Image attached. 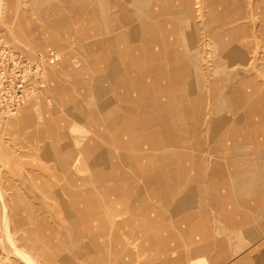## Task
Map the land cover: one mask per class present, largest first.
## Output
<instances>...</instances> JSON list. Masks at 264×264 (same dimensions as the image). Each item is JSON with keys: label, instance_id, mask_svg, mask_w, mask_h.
I'll list each match as a JSON object with an SVG mask.
<instances>
[{"label": "rangeland", "instance_id": "1", "mask_svg": "<svg viewBox=\"0 0 264 264\" xmlns=\"http://www.w3.org/2000/svg\"><path fill=\"white\" fill-rule=\"evenodd\" d=\"M67 1H42L61 6V13L74 19L59 31L58 42L46 33L29 43L19 36V23L34 21L35 0H0V264H49L44 254H67L57 246V231L52 229L66 222V207L81 209V199L73 204L67 190L83 198L87 189L96 196L101 189L98 181L89 179L91 170L82 161V148L88 143L97 141L110 152L108 171L117 164L119 173L136 179L134 163L122 161L119 154L145 155V162L177 157L179 148H170L174 153L167 148L185 144L180 140L188 130L177 127L194 128V111L201 109L208 121L218 111H229V93H235L242 108L248 104L240 101L242 93L264 88V0H96L102 12L100 29L94 22L95 11L88 26L76 8L82 9L83 0ZM98 47L106 52L96 53ZM163 73L168 79L160 90L164 99L150 98L147 85H152L155 74L161 78ZM105 75L98 85V77ZM131 78L138 103L124 97L126 91L128 96L137 94ZM100 105L116 112L102 118L108 128L89 115ZM26 108L32 126L55 123L59 142L74 153L68 165L47 159L43 147L49 140L35 138L28 143L37 129L25 128L19 120ZM132 110L145 112L150 123L145 127L140 122L141 126L120 136L123 142L139 143L121 150L114 129L120 127L122 115ZM163 115L165 123L157 124ZM151 140L164 143L165 148L148 149ZM84 176L87 181L81 180ZM113 237L109 234L105 239L110 242Z\"/></svg>", "mask_w": 264, "mask_h": 264}, {"label": "crops", "instance_id": "2", "mask_svg": "<svg viewBox=\"0 0 264 264\" xmlns=\"http://www.w3.org/2000/svg\"><path fill=\"white\" fill-rule=\"evenodd\" d=\"M42 1L35 0L34 21H20L22 32L19 36L30 43L41 40L48 33L58 42L59 31L67 29L74 19L62 14L61 6L53 2L47 6ZM82 3V9L76 8L82 11L84 21L90 26V13L95 11L94 22L100 29V3L96 0L93 3L83 0ZM95 52L101 55L106 51L98 47ZM98 78V85H102L101 80H106L107 76ZM152 80V85H147L149 97L164 99L160 90L168 85L165 73L161 78L155 74ZM160 80L163 81L156 83ZM129 82L137 94L128 96L126 91L122 96L138 103L136 83L132 78ZM177 86L176 81L174 88ZM228 97V110L232 112L218 111L206 121L204 113L198 109L194 111L197 122L194 128L181 124L177 127L178 131L187 129L189 135L183 134L184 139L180 141L185 144L179 142L180 147L167 148L170 152V148H179L177 153L172 152L177 157L145 162V155L119 154L122 161L134 163L136 179L133 174L119 173L117 164L108 171L106 165L112 166L110 152L102 150L99 142L84 146L82 161L91 170L89 179L98 181L101 189L97 196L94 190L87 189L83 198L75 190H67L73 204L81 199L78 204L82 205L78 212L66 207L68 221L52 227L57 231V246H63L67 254H44V260L49 264H264V88L258 93H242L240 101L248 102L242 108L237 105L235 93L232 96L229 93ZM115 113L100 105L89 115L95 123L103 125L102 118ZM146 118L145 112L136 110L122 115L120 127L114 129L117 130L115 143L118 148L123 150L126 145L139 144L123 142L119 137L136 129L140 122L145 127L149 125ZM165 118L163 115L162 120L157 118L155 122L165 123ZM19 120L25 128L35 127L29 108L20 114ZM103 126L108 128L106 124ZM35 128L37 133L28 143H34L35 138L39 142L49 140L43 147L47 159L61 166L68 165L67 159L73 158L74 153L59 142L60 133L55 123ZM190 133L194 134L193 140ZM100 136L107 138L104 133ZM147 145L152 151L165 148L160 141L151 140ZM81 180L87 181L85 176ZM92 234H97L94 240ZM109 234L114 235L110 242L105 239ZM96 246L100 247V253Z\"/></svg>", "mask_w": 264, "mask_h": 264}, {"label": "bare ground", "instance_id": "3", "mask_svg": "<svg viewBox=\"0 0 264 264\" xmlns=\"http://www.w3.org/2000/svg\"><path fill=\"white\" fill-rule=\"evenodd\" d=\"M164 1V0H163ZM164 3V2H163ZM168 4V3H167ZM166 6V5H165ZM225 7V6H224ZM168 12V11H167ZM162 13V12H161ZM218 14H219V11H218ZM161 15V14H160ZM216 15V14H215ZM221 16V15H220ZM163 17V16H162ZM166 18V17H165ZM147 52V51H146ZM177 54V53H176ZM183 57V56H182ZM138 61V60H137ZM175 64H176V62H175ZM163 68V67H162ZM153 69V68H152ZM159 69V68H158ZM156 70V69H155ZM154 70V71H155ZM162 70V69H161ZM159 71V70H158ZM167 76V75H166ZM185 94V93H184ZM178 97V96H177ZM152 100V99H151ZM154 100V99H153ZM153 104H154V102H153ZM135 114V113H134ZM138 114V113H137ZM135 117V116H134ZM133 117V118H134ZM130 118V117H129ZM126 119H127V117H126ZM129 123V122H128ZM132 123V122H131ZM130 124V123H129ZM137 124V123H136ZM128 125V124H127ZM130 126V125H129ZM138 126H141V125H138ZM126 127H128V126H126ZM141 128V127H140ZM124 128H122V130H123ZM142 129V128H141ZM125 130V129H124ZM131 130V129H130ZM129 130V131H130ZM126 131V130H125ZM124 131V132H125ZM140 131V130H139ZM147 131V130H146ZM128 132V131H127ZM142 132H144V131H142ZM126 133V132H125ZM154 133V132H153ZM148 134H150V133H148ZM152 134V133H151ZM155 134V133H154ZM157 135V134H156ZM144 136V135H143ZM146 136V135H145ZM150 136V135H149ZM158 136V135H157ZM154 137V136H153ZM151 138V137H150ZM149 139V138H148ZM159 139V138H158ZM143 140H145V139H143ZM89 198V197H88ZM91 199V198H90ZM101 210V209H100ZM87 212V211H86ZM95 212V211H94ZM90 213V212H89ZM99 213H101V212H99ZM87 214H88V212H87ZM96 214V213H95ZM99 215H101V214H99ZM92 216H93V214H92ZM99 217H101V216H99ZM102 218V217H101ZM100 218V219H101ZM87 219V218H86ZM99 219V218H98ZM93 235V238L97 235V234H92ZM92 238V237H91ZM94 240V239H93Z\"/></svg>", "mask_w": 264, "mask_h": 264}]
</instances>
